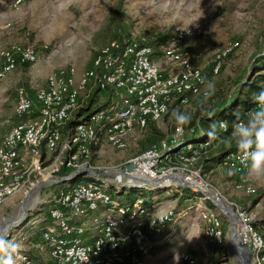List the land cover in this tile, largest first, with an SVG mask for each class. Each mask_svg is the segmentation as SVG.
<instances>
[{
    "label": "built area",
    "instance_id": "obj_1",
    "mask_svg": "<svg viewBox=\"0 0 264 264\" xmlns=\"http://www.w3.org/2000/svg\"><path fill=\"white\" fill-rule=\"evenodd\" d=\"M31 1L10 0L6 8L16 11ZM200 33L198 25L176 28L169 40L156 45L143 36L113 40L96 53L91 67L79 76L68 66L48 75L44 88L32 96L23 89L17 91L14 114L24 121L13 126L0 143V208L12 196L38 183L37 176L42 171H46L48 178L64 169L69 175L77 174L75 181L87 180L76 186L60 187L48 202L46 218L51 225L41 231V244L36 248L46 249L49 264H143L144 258L151 255L152 238L164 230L174 213L146 207L140 198L123 201L120 195L131 190L134 179L162 181L166 185L160 189L170 192H177L178 188L189 190L201 208L199 217L204 222L206 244H223L219 215L206 204L223 203L222 195L193 167L211 141L200 140L193 148L182 142L186 133L177 126L156 145L129 159L126 167L131 166V172L124 167V171L108 180L103 178L104 173H99L101 168L91 163L96 150L103 145L124 150L126 136L135 128L144 130L149 123L160 121L174 100L187 105L190 98H205L208 80L194 64L202 53L182 47L186 40ZM237 47V43H232L214 56L211 77L220 73L222 61ZM155 54L170 63L174 72L163 73L154 61ZM36 60L32 47L13 45L1 50L0 81L17 65H32ZM94 91L115 98L107 108L66 129ZM219 166L238 177L237 191L255 194L242 178L248 169L240 163L239 152L224 156ZM224 205L230 212L234 241L244 258L242 264H264V238L253 226L257 214L233 202ZM100 207L103 212L96 214ZM88 216L91 227L76 223ZM91 231L94 238L89 241ZM13 255L15 264H34L24 252L16 251ZM177 259L181 264L194 263V255L189 251L178 253Z\"/></svg>",
    "mask_w": 264,
    "mask_h": 264
},
{
    "label": "rangeland",
    "instance_id": "obj_2",
    "mask_svg": "<svg viewBox=\"0 0 264 264\" xmlns=\"http://www.w3.org/2000/svg\"><path fill=\"white\" fill-rule=\"evenodd\" d=\"M1 6L0 51L13 45L32 47L37 60L32 65H17L0 81V143L13 126L24 121L14 114L19 89L32 96L36 90L44 88L47 76L58 71L59 67L62 70L72 66L75 76H79L91 67L96 53L113 40L143 36L152 41L159 35L172 34L176 28L200 26L201 33L186 40L182 47L192 53H202L194 64L208 81L214 83L215 92L219 94H227L248 75L251 61L264 48V0H32L11 12ZM232 43H237L238 47L222 61L220 73L211 77L210 66L214 56ZM154 61L163 73L174 72V67L160 59L158 54H155ZM114 98L105 94L100 100L111 101ZM204 100L193 97L187 105L174 100L166 117L152 125L163 133V137L170 135L176 125L172 112L193 114ZM148 135L147 127L144 130L135 128L126 136L124 150L101 146L92 157V165L101 168L99 173H104L103 178L111 180L118 172L124 171L129 159L142 153L141 144ZM204 156L206 153L201 154V159L193 166L195 169L200 168ZM48 159L50 157L45 160ZM46 176V171H42L37 176L38 183L12 196L0 208V233H7L8 238L19 245L17 252L25 253L27 250L33 220L36 222V219L46 216L48 202L58 189L87 182L78 179L61 185L55 183L59 180L56 175ZM231 177L232 172L220 166L205 172V179L222 195L224 204L233 202L257 214L264 205V178L257 180L247 170L242 178L255 194L245 195L235 189ZM179 189L169 197L166 190L155 187L126 191L120 195L123 201L140 198L149 202L153 198L152 207L176 212L169 223L174 222L175 225L178 222L175 238L169 237L171 241H168L166 249L151 253L144 258L143 264H181L177 255L183 252L179 251V243L184 233H191V242L199 245L198 249H186L194 255L193 264H242L232 248L228 219L209 201L211 206H208L218 213L221 220L224 242L213 247L206 244L204 222L199 217L201 208L195 200L176 199L175 194H181ZM110 191L115 195L114 190ZM17 220L21 221L11 224Z\"/></svg>",
    "mask_w": 264,
    "mask_h": 264
},
{
    "label": "trees",
    "instance_id": "obj_3",
    "mask_svg": "<svg viewBox=\"0 0 264 264\" xmlns=\"http://www.w3.org/2000/svg\"><path fill=\"white\" fill-rule=\"evenodd\" d=\"M7 1L9 2L10 0H1L0 8L2 3ZM171 36L172 34L168 32L166 34L159 35L155 40L149 41L153 45L162 44L169 40ZM262 89H264V48H262L261 53L251 61L248 75L244 79H242L233 89L228 91L227 94H219L215 92L214 95H212L210 98H204V102L198 106L197 110L193 114H191V123L189 125L181 127L182 130L186 133V135L182 139V142L191 144L193 148H197L196 144H198L200 140L212 142L206 149V156L202 158V165L199 168L202 175L205 176L206 171L219 166L222 159L227 154L239 152L235 143H232L231 145L227 143V138L231 135L232 132V125L236 121V115H234V113H239L241 117L247 115L249 111L255 107V103L253 102V94L258 93ZM100 97L101 96L99 94V91H94L90 98L87 100L86 104L81 109H79V111L73 116L72 119L69 120L66 125V129L73 127L81 120V118L85 120L91 113L107 108L110 100L107 99L102 101L100 100ZM172 106L168 108V111ZM207 110H211L214 113L211 118L207 116ZM221 122L226 124L225 130H222L219 127V124ZM214 123L218 126L217 130L220 138L216 140H210L205 133L209 129L210 125ZM146 127L149 131V135L145 142L141 144V148L143 149L142 152L156 145L163 138V133H161L160 130L154 128L152 124L149 123ZM175 127H177V124L174 125L172 131ZM68 175L69 172L64 169H60L56 174L58 179L65 178ZM179 190L181 194H175L176 198L185 196L181 200H186L187 198L195 200L194 196L189 190L184 188H181ZM126 191L132 190H125L124 192ZM166 191L167 193L165 194H167L168 197L171 195V193H174V191ZM152 203L153 198L149 202H144V206L150 208L152 207ZM206 204L211 206L209 202H207ZM173 213L175 214L176 212L173 211ZM169 223H167L166 227L161 233L152 238L154 239V241L161 239V237H164V231L167 226L170 225ZM253 226L259 231L261 237L264 238V205H262L261 210L257 213L253 222ZM167 245L168 244L166 243H162L154 246L152 247L150 253L154 254L160 250L163 251L166 249Z\"/></svg>",
    "mask_w": 264,
    "mask_h": 264
},
{
    "label": "clouds",
    "instance_id": "obj_4",
    "mask_svg": "<svg viewBox=\"0 0 264 264\" xmlns=\"http://www.w3.org/2000/svg\"><path fill=\"white\" fill-rule=\"evenodd\" d=\"M202 83H205L202 81ZM205 99L210 98L215 93V85L212 81L205 83ZM256 107L243 117L239 113L236 115V121L232 125L231 135L227 138V143H235L240 153V163L248 169V174L259 180L264 178V89L254 93ZM214 113L207 110V116L211 118ZM174 118L178 128L189 125L192 121V115L183 112L173 111ZM220 128H226L221 122ZM217 124L210 125L206 135L210 140L219 139ZM19 248L8 238L7 233H0V264H15L14 253Z\"/></svg>",
    "mask_w": 264,
    "mask_h": 264
},
{
    "label": "crops",
    "instance_id": "obj_5",
    "mask_svg": "<svg viewBox=\"0 0 264 264\" xmlns=\"http://www.w3.org/2000/svg\"><path fill=\"white\" fill-rule=\"evenodd\" d=\"M8 3H9L8 1L2 3V5L6 9V11H10V10H8L6 8V5ZM59 69H60V67L58 69H56V70H59ZM103 95H105V94L102 93L101 94V97ZM237 178L238 177L234 176V174L232 173L231 181L233 183L238 180ZM184 197L185 196H180V197H178L176 199H179L180 200V199H183ZM191 200H193V199H191ZM174 201H171V203H173ZM157 207L155 206V208H157ZM102 212H103V208L100 207L99 210L96 212V214H101ZM178 215H180V213H178ZM33 219H36V218L34 217ZM33 219H31V220H33ZM179 219L180 218H178V220ZM36 220H37L36 222L33 220L32 226L30 228V232L28 234V238H29L28 242H30V244H29L27 250L25 251V254L29 258H31V260L33 261L34 264H49L50 263V259H49V256H48V253H47L46 249H44L42 251H39L36 248V246L41 244V239H40V233H41V231L44 228L50 226L51 223L49 222V220H47L46 216H44V215L41 216V218L36 219ZM76 223H84L87 227H91L90 216H88L85 219H78V220H76ZM177 223L174 225V222H173V224H170V225L167 226V228L164 231L165 232L164 237H161V239H159V240H156L155 239L156 241H154V239H153V241H152V247L157 246L159 244H162L163 242L164 243L166 242V244H168V241H171V239H169V237L170 238L172 237L174 239L175 238V233H177V229H178L176 227ZM256 231L259 233V231L257 229H256ZM192 237L193 236H192L191 233L188 234V235H186L184 233V236H183V238L181 239V241L179 243V246L181 247L179 251H189V250H186L187 247H188V249H192V248L198 249V246L199 245H197V242H195L194 244H193V242H191L193 240ZM93 238H94V234L91 231L89 233L88 239L90 241V240H93ZM210 246L213 247V245H210ZM189 252H191V251H189Z\"/></svg>",
    "mask_w": 264,
    "mask_h": 264
},
{
    "label": "water",
    "instance_id": "obj_6",
    "mask_svg": "<svg viewBox=\"0 0 264 264\" xmlns=\"http://www.w3.org/2000/svg\"><path fill=\"white\" fill-rule=\"evenodd\" d=\"M126 171L127 172H131L132 171V167L131 166H127L126 167ZM76 177H77V174L76 173L75 174L72 173V174L68 175L65 178L56 180L55 183H58V184H61V185L68 184L70 182H74L75 179H76ZM165 185L166 184H164L162 181L146 182V181H141V180L134 179L132 181L131 185L129 186V189H131V190L143 189L144 187H148V188H154V187L155 188H161V187H163ZM214 205L229 220V227L228 228H229V234H230V240H231L232 248H233L235 254L237 255V257L239 258L240 262H242L244 260V258L242 256L241 251L238 249V247L236 246V243L234 241L233 223H232V219H231V216H230V212L226 209L225 205L222 202L219 205L214 202ZM19 221H21V220H17L15 222H12L11 224H16ZM245 260H247V259H245Z\"/></svg>",
    "mask_w": 264,
    "mask_h": 264
},
{
    "label": "bare ground",
    "instance_id": "obj_7",
    "mask_svg": "<svg viewBox=\"0 0 264 264\" xmlns=\"http://www.w3.org/2000/svg\"><path fill=\"white\" fill-rule=\"evenodd\" d=\"M216 203H218V204H220V202H218V201H215ZM11 221V220H10ZM7 230V229H6Z\"/></svg>",
    "mask_w": 264,
    "mask_h": 264
}]
</instances>
